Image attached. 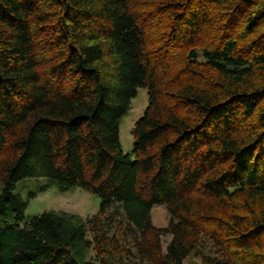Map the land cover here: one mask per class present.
Returning <instances> with one entry per match:
<instances>
[{
    "label": "trees",
    "instance_id": "1",
    "mask_svg": "<svg viewBox=\"0 0 264 264\" xmlns=\"http://www.w3.org/2000/svg\"><path fill=\"white\" fill-rule=\"evenodd\" d=\"M25 178L99 212L24 221ZM0 181V264H264V0H0Z\"/></svg>",
    "mask_w": 264,
    "mask_h": 264
},
{
    "label": "rangeland",
    "instance_id": "2",
    "mask_svg": "<svg viewBox=\"0 0 264 264\" xmlns=\"http://www.w3.org/2000/svg\"><path fill=\"white\" fill-rule=\"evenodd\" d=\"M148 104V94L145 87H138L135 96L131 99L129 109L119 120V140L122 151L133 154L132 129L135 122L143 115ZM3 183L0 181V192ZM15 192L19 193L27 203L24 213V221H28L46 210L63 211L77 214L83 218H89L99 212L100 199L80 187H72L66 190L57 188L54 181L47 178H25L15 184ZM169 215L163 205L153 206L150 212V222L155 227H165ZM169 235L161 237L163 249L169 243ZM94 254L93 251L88 255ZM88 257V256H86Z\"/></svg>",
    "mask_w": 264,
    "mask_h": 264
}]
</instances>
